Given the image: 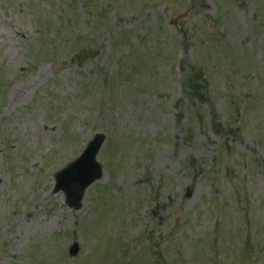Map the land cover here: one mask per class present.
Here are the masks:
<instances>
[{
	"label": "rangeland",
	"instance_id": "1",
	"mask_svg": "<svg viewBox=\"0 0 264 264\" xmlns=\"http://www.w3.org/2000/svg\"><path fill=\"white\" fill-rule=\"evenodd\" d=\"M0 264H264V0H0Z\"/></svg>",
	"mask_w": 264,
	"mask_h": 264
},
{
	"label": "water",
	"instance_id": "2",
	"mask_svg": "<svg viewBox=\"0 0 264 264\" xmlns=\"http://www.w3.org/2000/svg\"><path fill=\"white\" fill-rule=\"evenodd\" d=\"M106 140V135L96 133L88 142L82 153L71 163L55 174V193L65 194L67 205L72 210L81 209L86 190L103 177V168L97 160L98 154ZM79 245L74 242L70 248L71 255H77Z\"/></svg>",
	"mask_w": 264,
	"mask_h": 264
},
{
	"label": "trees",
	"instance_id": "3",
	"mask_svg": "<svg viewBox=\"0 0 264 264\" xmlns=\"http://www.w3.org/2000/svg\"><path fill=\"white\" fill-rule=\"evenodd\" d=\"M193 84H194V82H193ZM191 89L194 90L195 88H191ZM194 91H196V89H195ZM194 91H193V92H194Z\"/></svg>",
	"mask_w": 264,
	"mask_h": 264
},
{
	"label": "bare ground",
	"instance_id": "4",
	"mask_svg": "<svg viewBox=\"0 0 264 264\" xmlns=\"http://www.w3.org/2000/svg\"><path fill=\"white\" fill-rule=\"evenodd\" d=\"M20 94H21V91H20ZM13 98H15V99H16L17 97H13Z\"/></svg>",
	"mask_w": 264,
	"mask_h": 264
}]
</instances>
